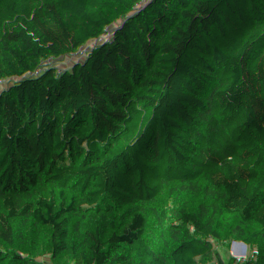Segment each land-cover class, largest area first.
<instances>
[{
	"label": "trees",
	"instance_id": "obj_1",
	"mask_svg": "<svg viewBox=\"0 0 264 264\" xmlns=\"http://www.w3.org/2000/svg\"><path fill=\"white\" fill-rule=\"evenodd\" d=\"M70 158L0 264H264V3L0 0V194Z\"/></svg>",
	"mask_w": 264,
	"mask_h": 264
},
{
	"label": "built area",
	"instance_id": "obj_2",
	"mask_svg": "<svg viewBox=\"0 0 264 264\" xmlns=\"http://www.w3.org/2000/svg\"><path fill=\"white\" fill-rule=\"evenodd\" d=\"M260 2L264 3V0H260ZM209 51H210V47L204 48L201 52L197 53L196 55H194L190 59H187L186 61H184V63L182 65L177 66V69L179 71L201 69V71L208 73L210 71V68H211L210 67V56L208 55ZM168 72L173 73L174 71H168ZM168 72H166V73H168ZM144 88L145 87H140L138 90H134V91L129 92L127 95L124 96V99L129 104L132 101L134 94L136 95L137 92H140ZM145 90H146V88L142 92H144ZM141 95H142V93H141ZM102 135L103 134L96 137L94 139V142L101 140V138H103L105 134L103 136ZM71 163H72V158L65 160L63 163V166L61 168H59V170H57L53 173H50L49 175H47L43 179H39L31 187H29L25 191H19V193L23 192V194H25L26 201H27L29 195L41 194L45 190L46 185H48L54 178H57V177L69 172V170L71 168ZM13 193L14 192L8 191L5 194H0V206L6 201H15L17 203L18 199H15L11 195ZM21 202H22V200H21ZM21 202L17 203V204H21Z\"/></svg>",
	"mask_w": 264,
	"mask_h": 264
},
{
	"label": "rangeland",
	"instance_id": "obj_3",
	"mask_svg": "<svg viewBox=\"0 0 264 264\" xmlns=\"http://www.w3.org/2000/svg\"><path fill=\"white\" fill-rule=\"evenodd\" d=\"M263 16L262 15H258L256 18H254L251 22L252 23H256V22H258L261 18H262ZM243 29H244V25H240L237 29H236V31L233 33V37L231 38V41H233V40H235V39H237V38H239L240 36H241V33H242V31H243ZM231 41H226V44H225V46H227L228 45V43L229 42H231ZM174 73H166L165 75H163L161 78H160V80H166V79H169V78H171L172 77V75H173ZM145 89V88H144ZM143 89V90H144ZM143 90H141L140 92H137L136 93V95L134 94V96H133V99H132V101L128 104L130 107L135 103V101L136 100H138V98H139V96L141 95V93H142V91ZM129 107V108H130ZM107 131H108V129L107 130H105V132L103 133V135L105 134V133H107ZM102 135V136H103ZM29 193V192H28ZM15 199H18V202L17 203H20L21 202V197H24L25 195H23V192H21V193H19V192H16V193H13V194H11ZM24 201H22L21 203H23ZM27 202V201H26ZM26 202H24V203H26Z\"/></svg>",
	"mask_w": 264,
	"mask_h": 264
},
{
	"label": "crops",
	"instance_id": "obj_4",
	"mask_svg": "<svg viewBox=\"0 0 264 264\" xmlns=\"http://www.w3.org/2000/svg\"><path fill=\"white\" fill-rule=\"evenodd\" d=\"M23 195H25V194H23ZM22 199V201H24V202H26V197L24 196V197H21ZM23 199H25V200H23Z\"/></svg>",
	"mask_w": 264,
	"mask_h": 264
}]
</instances>
